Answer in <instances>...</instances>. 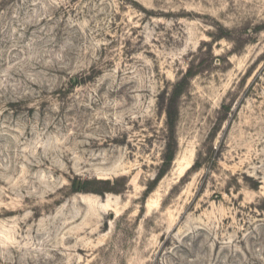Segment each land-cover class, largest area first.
<instances>
[{"label": "rangeland", "instance_id": "374dc122", "mask_svg": "<svg viewBox=\"0 0 264 264\" xmlns=\"http://www.w3.org/2000/svg\"><path fill=\"white\" fill-rule=\"evenodd\" d=\"M0 264H264V0H0Z\"/></svg>", "mask_w": 264, "mask_h": 264}, {"label": "trees", "instance_id": "16d2710c", "mask_svg": "<svg viewBox=\"0 0 264 264\" xmlns=\"http://www.w3.org/2000/svg\"><path fill=\"white\" fill-rule=\"evenodd\" d=\"M188 77H190L191 76V74H189V75H187ZM187 77V78H188ZM180 93H181V90H178L175 94H176V96L175 97H179V95H180ZM169 118H170V121H171V126H173L174 125V117L173 116H171V112H169ZM173 152L172 151H170L169 152V156H166V163H168V164H170L172 161H173Z\"/></svg>", "mask_w": 264, "mask_h": 264}]
</instances>
